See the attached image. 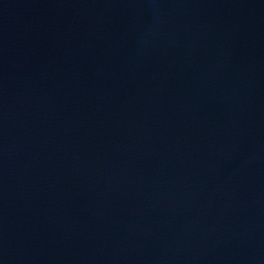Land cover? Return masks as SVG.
I'll list each match as a JSON object with an SVG mask.
<instances>
[{
    "label": "water",
    "instance_id": "obj_1",
    "mask_svg": "<svg viewBox=\"0 0 264 264\" xmlns=\"http://www.w3.org/2000/svg\"><path fill=\"white\" fill-rule=\"evenodd\" d=\"M0 264H264V0H0Z\"/></svg>",
    "mask_w": 264,
    "mask_h": 264
}]
</instances>
